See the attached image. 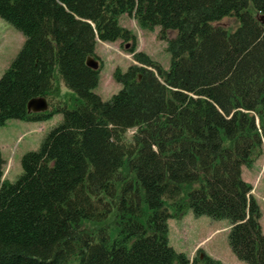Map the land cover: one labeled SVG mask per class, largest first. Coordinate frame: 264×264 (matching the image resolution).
Here are the masks:
<instances>
[{
  "label": "rangeland",
  "instance_id": "1",
  "mask_svg": "<svg viewBox=\"0 0 264 264\" xmlns=\"http://www.w3.org/2000/svg\"><path fill=\"white\" fill-rule=\"evenodd\" d=\"M74 1L100 22L98 29L95 20L75 14L77 25L87 22L94 32L99 96L135 125L127 133L130 180L142 183L157 238L176 252L173 264H264V128L255 115L250 134L234 139L235 114L243 108L227 81L230 64L246 48L250 18L257 16L249 0H231L230 16V0H135L117 20L104 15L102 0ZM24 40L0 17V78ZM180 46L184 56L176 55ZM214 80V89L204 87ZM58 82L60 97L52 99L63 102L73 92ZM167 95L182 104L209 100L203 120L212 124L190 109L187 124L177 126L165 110ZM62 120L56 114L0 126L4 179L19 178L23 155L39 149ZM181 180L192 191L188 213L177 220L167 197Z\"/></svg>",
  "mask_w": 264,
  "mask_h": 264
},
{
  "label": "trees",
  "instance_id": "2",
  "mask_svg": "<svg viewBox=\"0 0 264 264\" xmlns=\"http://www.w3.org/2000/svg\"><path fill=\"white\" fill-rule=\"evenodd\" d=\"M135 0H102V11L117 20ZM251 17L246 48L230 64L232 95L241 100L234 139L250 134L255 115L264 128V0H249ZM231 0L226 15L233 14ZM93 10L78 11L74 0H0V17L25 35L24 45L0 78V126L10 119L41 122L60 114L63 120L45 136L39 149L22 158L15 182L4 179L0 148V264H173L174 249L156 235L152 214L142 201L144 187L132 185L127 133L133 124L98 94L94 32L75 14L95 20ZM214 16H207L211 21ZM180 46L177 56H184ZM165 81L171 80L162 73ZM62 80L73 95L60 97ZM217 82L205 88L214 89ZM183 86L184 83H182ZM167 90H171L169 87ZM44 96L46 112L29 111L28 102ZM165 110L177 126L193 109L206 125L212 104L200 99L182 104L170 95ZM188 107V109H187ZM139 123H136L138 125ZM167 197L177 220L188 213L192 186L181 180Z\"/></svg>",
  "mask_w": 264,
  "mask_h": 264
},
{
  "label": "water",
  "instance_id": "3",
  "mask_svg": "<svg viewBox=\"0 0 264 264\" xmlns=\"http://www.w3.org/2000/svg\"><path fill=\"white\" fill-rule=\"evenodd\" d=\"M264 17H261V20H263ZM86 65L90 66L94 71L98 70L99 68V62L92 56H88L85 60ZM29 111L34 113H41L46 112L49 108V102L48 99L44 96H41L40 98H33L28 102Z\"/></svg>",
  "mask_w": 264,
  "mask_h": 264
}]
</instances>
